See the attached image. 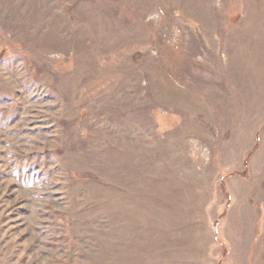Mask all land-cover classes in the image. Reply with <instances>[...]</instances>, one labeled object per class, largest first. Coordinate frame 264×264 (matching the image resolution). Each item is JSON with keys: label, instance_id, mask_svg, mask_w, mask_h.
<instances>
[{"label": "rangeland", "instance_id": "rangeland-1", "mask_svg": "<svg viewBox=\"0 0 264 264\" xmlns=\"http://www.w3.org/2000/svg\"><path fill=\"white\" fill-rule=\"evenodd\" d=\"M0 264H264V0H0Z\"/></svg>", "mask_w": 264, "mask_h": 264}]
</instances>
